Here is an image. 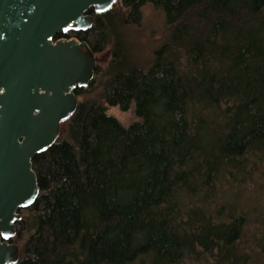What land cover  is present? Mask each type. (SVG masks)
Wrapping results in <instances>:
<instances>
[{
	"label": "trees",
	"instance_id": "16d2710c",
	"mask_svg": "<svg viewBox=\"0 0 264 264\" xmlns=\"http://www.w3.org/2000/svg\"><path fill=\"white\" fill-rule=\"evenodd\" d=\"M145 4L163 9L169 28L148 70L127 61L122 35ZM93 16L76 38L112 57L75 89L77 109L32 159L40 192L8 239L16 264L236 257L233 241L258 217L228 195L264 161V0H117ZM133 102L139 120L128 126L108 113ZM244 248L246 262L254 255Z\"/></svg>",
	"mask_w": 264,
	"mask_h": 264
},
{
	"label": "water",
	"instance_id": "95a60500",
	"mask_svg": "<svg viewBox=\"0 0 264 264\" xmlns=\"http://www.w3.org/2000/svg\"><path fill=\"white\" fill-rule=\"evenodd\" d=\"M117 0H0V264H16L21 208L39 196L32 159L60 135L78 107L97 59L85 41H53L61 30H88Z\"/></svg>",
	"mask_w": 264,
	"mask_h": 264
},
{
	"label": "rangeland",
	"instance_id": "374dc122",
	"mask_svg": "<svg viewBox=\"0 0 264 264\" xmlns=\"http://www.w3.org/2000/svg\"><path fill=\"white\" fill-rule=\"evenodd\" d=\"M168 26L165 21V12L163 9L155 7L152 4H145L141 9V19L138 24L128 25L123 27L122 35L125 38L126 51L128 62L140 66L144 70H148L153 62L154 51L166 40L168 37ZM111 48L108 47L100 54H97V64L102 70H106L111 60ZM105 79V77H104ZM103 80V76L99 77L98 82ZM93 95V94H92ZM135 102L132 103L129 110L124 111L119 106H112L108 113L115 116L123 125L128 126L132 122L139 120L135 113ZM256 177L254 181H246L243 187V183L239 182L235 191L228 197L234 199L240 207L245 205L252 206L255 204L258 208V217L249 216V230L245 231V237L242 238V242L252 247V253L254 258L249 259L244 264H264V239L257 241L250 236L256 231L264 233V224L261 220H264V161L259 165L256 170ZM248 187L249 190L246 189ZM244 192H250L249 195H244ZM240 195L242 198L237 197ZM227 197V196H226ZM227 199L229 200V198ZM254 205V206H255ZM236 208V207H235ZM237 209V208H236ZM259 223V226H257ZM264 237V236H263ZM249 239L254 240L253 242ZM257 243V244H256ZM258 246L259 248L255 247ZM205 259L195 264H204ZM192 264V263H191ZM207 264V263H205ZM210 264H214L210 262ZM217 264V263H215Z\"/></svg>",
	"mask_w": 264,
	"mask_h": 264
},
{
	"label": "flooded vegetation",
	"instance_id": "af4514ba",
	"mask_svg": "<svg viewBox=\"0 0 264 264\" xmlns=\"http://www.w3.org/2000/svg\"><path fill=\"white\" fill-rule=\"evenodd\" d=\"M90 11V10H89ZM88 14L91 15L93 17V19H95V17L93 16V13H96L95 9H93V11H90ZM81 31H85V30H75L71 27H68L64 30H61L57 35H55L52 39L53 41H58V40H62V39H74L76 41H80L76 38V36L78 34H80ZM242 239H236L233 242L235 243V251H236V257L234 255H230L229 253H227V255L224 256V261L222 264H244V247H246V245L242 242ZM259 248V247H258ZM236 260V261H235Z\"/></svg>",
	"mask_w": 264,
	"mask_h": 264
}]
</instances>
